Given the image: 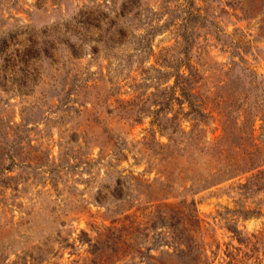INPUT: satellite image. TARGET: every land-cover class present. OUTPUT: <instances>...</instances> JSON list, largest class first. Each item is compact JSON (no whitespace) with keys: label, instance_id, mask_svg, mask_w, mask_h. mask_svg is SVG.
Instances as JSON below:
<instances>
[{"label":"rangeland","instance_id":"1","mask_svg":"<svg viewBox=\"0 0 264 264\" xmlns=\"http://www.w3.org/2000/svg\"><path fill=\"white\" fill-rule=\"evenodd\" d=\"M183 45L207 137L254 120L264 153V0H0V264H194L198 245L201 264H224L238 244L227 225L264 228V194L245 200L232 180L183 193L201 219L191 255L173 236L180 221L152 208L180 189L146 171L135 141L165 123L155 103L184 101L165 106ZM244 203L261 213L243 217ZM248 254L240 264H264L260 244Z\"/></svg>","mask_w":264,"mask_h":264},{"label":"trees","instance_id":"2","mask_svg":"<svg viewBox=\"0 0 264 264\" xmlns=\"http://www.w3.org/2000/svg\"><path fill=\"white\" fill-rule=\"evenodd\" d=\"M182 54L185 58L179 59L172 66L174 68L171 74L173 82L169 87L171 92L165 106L169 100L178 101L179 97L184 101L178 102V107H180L178 110L170 109L162 113L159 112L164 107L160 103H155L158 107L152 112L154 116H164L165 123L157 122L156 119L152 120L153 129L150 135H144L135 142L140 146L139 154L144 155L146 171L151 172L153 169L157 175L155 180L159 176L162 177L161 182L165 189L172 190L171 188L175 185H178L180 189V193L170 194V198H176L180 194L182 197L180 201L166 202L168 197L155 198L152 208L167 206L171 212V219L176 217V220L180 221V227L175 228L177 231L173 236L178 240L182 254L190 253L191 255L193 246H195L192 243L191 224L198 223L199 226L201 219L195 200L187 199L183 193H196L211 187L220 188L222 184L232 180L227 186L228 189L237 188V193L244 195L245 200L252 199L253 193L256 192L264 194V153L254 143V120L250 122V126L221 121L222 123H219L220 133L211 138L207 137L204 125L211 114L206 103L208 97L203 96L194 85L197 82L198 69L193 68L189 63L187 45H183ZM181 66H184L183 70ZM177 92L179 96H175ZM114 101L117 103L116 108L120 106L121 110L125 108L124 104L130 103V99H114ZM259 118L262 119L261 125L264 128V113L259 115ZM181 120H186L188 124L182 126ZM155 129L166 136L165 143L155 138ZM235 133H238V136ZM197 169L200 172L193 175L192 173ZM242 206L240 211L243 212V217L247 214L261 213L259 210L246 208L245 203ZM175 224L176 221L173 225ZM226 228L238 244L234 245L231 242L225 244L223 254L227 260L224 264L243 263L249 255L248 252H255L258 249V244L264 250V228L257 233L248 234H245L235 224H229ZM216 246L219 247V244L216 243ZM203 247L198 245V250L192 257L194 264H201V260L198 261L199 256L206 255Z\"/></svg>","mask_w":264,"mask_h":264}]
</instances>
